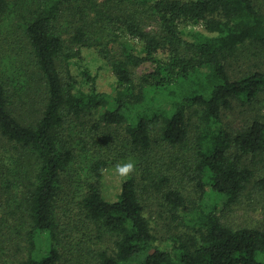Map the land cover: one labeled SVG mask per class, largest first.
<instances>
[{"label": "trees", "instance_id": "obj_1", "mask_svg": "<svg viewBox=\"0 0 264 264\" xmlns=\"http://www.w3.org/2000/svg\"><path fill=\"white\" fill-rule=\"evenodd\" d=\"M262 59L264 0H0V264H264V223L223 217L264 208V114L225 121Z\"/></svg>", "mask_w": 264, "mask_h": 264}, {"label": "rangeland", "instance_id": "obj_2", "mask_svg": "<svg viewBox=\"0 0 264 264\" xmlns=\"http://www.w3.org/2000/svg\"><path fill=\"white\" fill-rule=\"evenodd\" d=\"M83 64L89 63L93 73L97 74V83L101 91L111 92L113 86V74L109 68L92 50H83ZM262 61H264L262 59ZM151 70L150 64H144L138 69V73L142 74ZM237 70V68H236ZM254 108V109H253ZM258 110L264 114V102L259 107L238 106L233 113L228 112L226 120L231 124L240 125L248 116V113ZM121 177L116 174L115 168L109 169L104 174V195L107 199L114 200L119 192ZM255 196H247L239 202L223 210V217L233 226H258L264 223L263 204H258ZM222 217V214H221ZM131 264V263H130ZM136 264V263H133Z\"/></svg>", "mask_w": 264, "mask_h": 264}, {"label": "clouds", "instance_id": "obj_3", "mask_svg": "<svg viewBox=\"0 0 264 264\" xmlns=\"http://www.w3.org/2000/svg\"><path fill=\"white\" fill-rule=\"evenodd\" d=\"M136 170V165L132 162L115 165L116 174L120 177H128Z\"/></svg>", "mask_w": 264, "mask_h": 264}]
</instances>
